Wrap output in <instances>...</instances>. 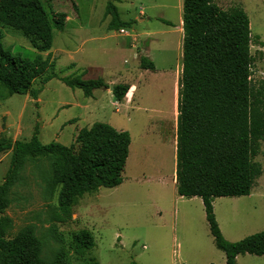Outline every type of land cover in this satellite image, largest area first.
<instances>
[{"label":"rangeland","instance_id":"obj_1","mask_svg":"<svg viewBox=\"0 0 264 264\" xmlns=\"http://www.w3.org/2000/svg\"><path fill=\"white\" fill-rule=\"evenodd\" d=\"M40 1L48 13L66 15L63 30L54 29L50 51L42 53L44 57L49 53L54 69L37 78L33 92L26 95H8L0 86V141L27 142L37 130L42 144L70 146L79 130L101 122L127 131L131 142L122 183L78 198L69 217L58 209L56 191H48L38 172L27 166L4 212L13 222L12 234L32 225L42 240L43 256L63 249L70 264H224L201 199L180 197L174 182L183 0ZM214 1L223 10L245 11L252 43L251 80L254 84L264 80V0ZM109 2L127 23L123 29L128 35L119 33L121 28H109ZM1 31L5 49L26 59L36 56L20 32L7 27ZM141 56L151 59L155 69H142ZM52 72L57 77L43 84ZM76 77L102 79L109 87L93 90L88 98L60 80ZM116 84L130 86L121 102L109 89ZM10 157V150L0 153V183ZM254 161L263 172L251 193L213 203L216 221L229 242L264 230L263 143ZM81 230L92 233V249H74L73 236ZM236 264H264V256L239 255Z\"/></svg>","mask_w":264,"mask_h":264},{"label":"trees","instance_id":"obj_2","mask_svg":"<svg viewBox=\"0 0 264 264\" xmlns=\"http://www.w3.org/2000/svg\"><path fill=\"white\" fill-rule=\"evenodd\" d=\"M106 9L111 16L109 28L126 27L113 4L109 2ZM65 20L64 13H48L40 0H0V86L8 95L33 92L34 81L54 69L49 53L45 57L42 53L50 51L54 29L63 30ZM5 27L30 41L37 51L33 59L3 47L1 28ZM182 30L175 151L177 194L201 199L214 245L224 253V264H236L239 255L264 256V230L229 242L213 210L215 198L248 196L263 172L254 158L264 144V80L257 84L251 80L248 16L240 7L223 10L214 0H183ZM139 64L144 70L155 69L145 56L139 58ZM55 77L52 72L43 84ZM60 80L80 89L85 97L92 96L95 89L109 87L102 79ZM129 89L127 84L113 85L114 100L121 102ZM130 142L127 131L101 122L79 130L70 146L42 144L37 130L27 142L1 140L0 153L10 150L11 157L0 183V264H70L63 249L54 250L49 258L43 256L42 240L32 225L16 234L11 232L13 222L4 212L12 204L13 188L23 180L27 166L38 172L48 191H56L58 209L69 217L78 198L122 183ZM73 242L75 250L94 247L92 233L87 230L75 233Z\"/></svg>","mask_w":264,"mask_h":264},{"label":"crops","instance_id":"obj_3","mask_svg":"<svg viewBox=\"0 0 264 264\" xmlns=\"http://www.w3.org/2000/svg\"><path fill=\"white\" fill-rule=\"evenodd\" d=\"M180 29L182 30V22H181V27H180ZM182 32H183V30H182ZM151 60V59H150ZM133 86V85H132ZM176 93H177V90H176ZM89 98V97H88ZM116 101V100H115ZM116 102H118V101H116ZM87 108V106L85 105L84 106V109H86ZM119 131H122V130H119ZM174 154H175V148H174ZM126 166V165H125ZM175 170V169H174ZM175 172V171H174ZM174 182H175V173H174ZM176 184V183H175ZM251 193V192H250ZM185 198V197H184ZM193 198V197H192ZM215 199H217V198H215ZM214 199V200H215ZM213 203H214V201H213Z\"/></svg>","mask_w":264,"mask_h":264},{"label":"built area","instance_id":"obj_4","mask_svg":"<svg viewBox=\"0 0 264 264\" xmlns=\"http://www.w3.org/2000/svg\"><path fill=\"white\" fill-rule=\"evenodd\" d=\"M119 33H126L128 35V32L126 30H124L123 28L119 29L118 31Z\"/></svg>","mask_w":264,"mask_h":264},{"label":"water","instance_id":"obj_5","mask_svg":"<svg viewBox=\"0 0 264 264\" xmlns=\"http://www.w3.org/2000/svg\"><path fill=\"white\" fill-rule=\"evenodd\" d=\"M112 88H113V85H111V86H110V88H109V89H110V91H112Z\"/></svg>","mask_w":264,"mask_h":264}]
</instances>
